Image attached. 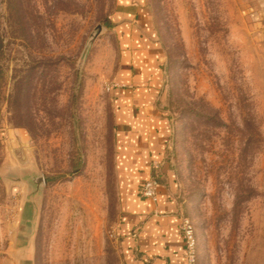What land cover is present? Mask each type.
<instances>
[{
    "label": "rangeland",
    "instance_id": "rangeland-1",
    "mask_svg": "<svg viewBox=\"0 0 264 264\" xmlns=\"http://www.w3.org/2000/svg\"><path fill=\"white\" fill-rule=\"evenodd\" d=\"M147 4L171 122L157 180L194 227L197 264H264V2ZM117 7L0 0V264H123L107 89L119 64ZM35 60L42 65L28 72ZM18 81L33 82L31 92ZM35 176L44 184L28 258L10 238L24 198L14 184Z\"/></svg>",
    "mask_w": 264,
    "mask_h": 264
},
{
    "label": "crops",
    "instance_id": "crops-1",
    "mask_svg": "<svg viewBox=\"0 0 264 264\" xmlns=\"http://www.w3.org/2000/svg\"><path fill=\"white\" fill-rule=\"evenodd\" d=\"M117 2L114 29L119 64L110 80L109 95L116 124L115 167L120 202L116 232L123 264H185L176 200L163 183L156 200L140 194L144 181L154 176L160 179L166 171L171 122L162 109L165 54L155 34L147 0ZM14 185L24 197L25 185ZM22 208L23 200L10 238L13 249L26 252L30 258V227Z\"/></svg>",
    "mask_w": 264,
    "mask_h": 264
},
{
    "label": "built area",
    "instance_id": "built-area-1",
    "mask_svg": "<svg viewBox=\"0 0 264 264\" xmlns=\"http://www.w3.org/2000/svg\"><path fill=\"white\" fill-rule=\"evenodd\" d=\"M107 89L110 90L111 86H108ZM159 187L160 184L156 177L149 178L141 185L140 194L143 197L156 200ZM180 228L184 239L185 264H197L196 237L194 227L190 220L185 218L182 220Z\"/></svg>",
    "mask_w": 264,
    "mask_h": 264
},
{
    "label": "water",
    "instance_id": "water-1",
    "mask_svg": "<svg viewBox=\"0 0 264 264\" xmlns=\"http://www.w3.org/2000/svg\"><path fill=\"white\" fill-rule=\"evenodd\" d=\"M102 31H103V26L98 25L95 31L96 34L91 39V41H93L94 38ZM15 180L13 181L22 183L26 187L24 198H23V208L22 209H23V215L27 219L28 225L30 227V234H29V240H28V245H27L28 248H30L32 245L33 236H34L37 201L39 198V191L41 190L44 184V178L42 176H35L31 180H27L24 178H17Z\"/></svg>",
    "mask_w": 264,
    "mask_h": 264
},
{
    "label": "trees",
    "instance_id": "trees-1",
    "mask_svg": "<svg viewBox=\"0 0 264 264\" xmlns=\"http://www.w3.org/2000/svg\"><path fill=\"white\" fill-rule=\"evenodd\" d=\"M20 13H21V15L23 14V8H22V6L20 7ZM4 48H5V39L0 34V111H1V103H2V95H1V92H2V90L4 88V86H5V81H6L5 71H4V68H3L2 64H1V57H2V53H3ZM33 64L34 65H32L30 67V69L28 70V72H31L30 70L33 71L34 69H36L37 67H40L42 65L41 63L38 62V60H35L33 62ZM53 65H55V64L53 63ZM24 82L25 81H18V84H20L21 86H23L24 84L27 85L26 86L27 87V93H30L31 90L33 89V87H32L33 82H28V81L25 82V83ZM21 86H20V88H21ZM29 98H30V96H29ZM29 98H27L25 100H27V102L28 101L30 102ZM21 109H22V107H21V104H20V107L18 108V111H21Z\"/></svg>",
    "mask_w": 264,
    "mask_h": 264
}]
</instances>
